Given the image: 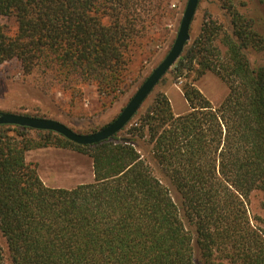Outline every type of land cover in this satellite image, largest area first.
Masks as SVG:
<instances>
[{
	"label": "trees",
	"instance_id": "1",
	"mask_svg": "<svg viewBox=\"0 0 264 264\" xmlns=\"http://www.w3.org/2000/svg\"><path fill=\"white\" fill-rule=\"evenodd\" d=\"M150 3L0 0V66L16 60L45 93L71 101L93 85L112 104L135 83L136 51L155 38L161 14ZM218 3L221 18L206 12L168 70L186 112L152 90L126 128L92 145L0 124V234L11 264H264V230L246 207L258 190L264 209V64L251 57L264 34L234 0ZM206 71L227 86L218 105L193 84ZM48 146L90 157L93 181L45 185L25 155Z\"/></svg>",
	"mask_w": 264,
	"mask_h": 264
},
{
	"label": "rangeland",
	"instance_id": "2",
	"mask_svg": "<svg viewBox=\"0 0 264 264\" xmlns=\"http://www.w3.org/2000/svg\"><path fill=\"white\" fill-rule=\"evenodd\" d=\"M150 1V6L161 14L153 27L155 38L149 45L136 51L131 64V78L135 83L128 85L125 93L118 100L109 104V99L106 98L107 104L104 105L93 85L85 86L82 98L74 101H71L61 89H53L45 93L38 86V82L33 80V76L22 72L18 61L11 60L0 66V112L52 118L80 133L96 131L111 122L137 87L169 51L187 2V0ZM234 1L240 11L250 16L256 28L264 34V0ZM218 2L219 0H198L190 25V40L199 32L206 12L212 14L214 18H221ZM1 20L7 29L15 28L13 18L3 17ZM251 57L256 63L264 64V51L252 52ZM193 84L213 105H218L227 93L226 84L210 71L200 75ZM153 90L162 91L167 95L174 114L188 110V103L181 90V82L176 80L172 73L167 71ZM25 158L27 162L36 164L37 173L47 186L73 188L78 184L93 181L91 158L76 151L48 146L27 151ZM262 201V193L254 190L248 197L246 207L250 223L264 230V225L258 219L264 216ZM0 246L3 249L4 262L11 264L6 242L1 234ZM196 264L200 263L196 262Z\"/></svg>",
	"mask_w": 264,
	"mask_h": 264
},
{
	"label": "water",
	"instance_id": "3",
	"mask_svg": "<svg viewBox=\"0 0 264 264\" xmlns=\"http://www.w3.org/2000/svg\"><path fill=\"white\" fill-rule=\"evenodd\" d=\"M197 3L198 0H187L175 39L169 51L158 63V65L152 69L144 81L137 87L119 114L102 128L90 133H80L52 118L12 112H0V124L19 125L33 129L51 130L61 134L70 141L82 145H92L110 138L126 126L160 79L179 58L186 43L190 40L189 30Z\"/></svg>",
	"mask_w": 264,
	"mask_h": 264
}]
</instances>
